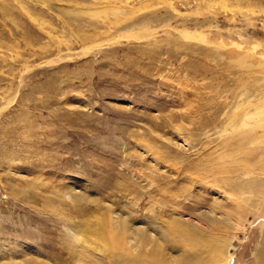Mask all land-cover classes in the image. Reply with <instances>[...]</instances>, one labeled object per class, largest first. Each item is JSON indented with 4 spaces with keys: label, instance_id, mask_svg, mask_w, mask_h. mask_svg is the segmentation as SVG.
Listing matches in <instances>:
<instances>
[{
    "label": "rangeland",
    "instance_id": "rangeland-1",
    "mask_svg": "<svg viewBox=\"0 0 264 264\" xmlns=\"http://www.w3.org/2000/svg\"><path fill=\"white\" fill-rule=\"evenodd\" d=\"M263 106L264 0H0V264H248Z\"/></svg>",
    "mask_w": 264,
    "mask_h": 264
},
{
    "label": "bare ground",
    "instance_id": "bare-ground-1",
    "mask_svg": "<svg viewBox=\"0 0 264 264\" xmlns=\"http://www.w3.org/2000/svg\"><path fill=\"white\" fill-rule=\"evenodd\" d=\"M254 108H256V105ZM255 111L257 112V113H254L255 115L249 114L248 112L245 111V113H244L245 117L240 121L238 127L249 126L251 123L248 125V122L249 121L251 122V119L253 120V118H255V116L258 117L257 114H259V113L261 114L263 112V111H261V108H257ZM248 119H250V120L248 121ZM255 121L257 124H260V125L263 122L261 119H258ZM180 226H182V225H180ZM125 229H126V227L123 228L124 231H126ZM154 230L156 231V229H154ZM180 230H182V229H180ZM117 231H119V230H117ZM191 232H193V231H191ZM122 233L124 234V232H122ZM132 240L133 239L131 237L127 238V235L124 239H122V236L119 235V236L114 237V241L112 243L114 244V247L116 246L117 248L121 249L120 251H124L127 254H130L131 256L133 254L134 259L137 262V264H144V263L148 262V261H146V258H149V262H151V264H199V262L202 261L201 258H202V255L204 254L203 251H205V254L208 256V259L206 261L207 263H204V264H225V260L230 255L226 251H225V253L223 252V249H222L223 239L219 236L213 237L211 240L210 239H202L199 241V243L192 239V240H190L191 245L180 243L181 244L180 252L176 256H173V257H165L164 255H162L163 254L162 252L156 253L153 251L152 252H147V251H143V250L139 251L138 248H136V247H139L138 244L133 243ZM182 241H183V239H182ZM199 247L200 248L203 247V248L200 250V249H198ZM157 249H159V248H157ZM255 251L256 252H254L252 255L253 256L252 261L249 260L250 262L248 261L249 262L248 264H264V242H261L259 244V246L257 247V250H255Z\"/></svg>",
    "mask_w": 264,
    "mask_h": 264
}]
</instances>
